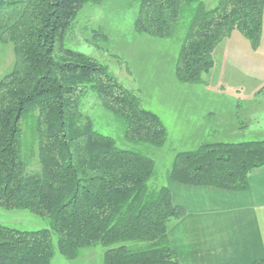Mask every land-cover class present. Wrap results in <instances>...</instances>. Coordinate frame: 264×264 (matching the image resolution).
Wrapping results in <instances>:
<instances>
[{"label":"trees","instance_id":"1","mask_svg":"<svg viewBox=\"0 0 264 264\" xmlns=\"http://www.w3.org/2000/svg\"><path fill=\"white\" fill-rule=\"evenodd\" d=\"M101 1L0 0V43H11L14 54L12 68L0 78V207L28 210L50 225L22 230L0 223V264H51L53 234L57 252L67 260L100 243L102 264H181L168 230L185 208L172 202L166 185H149L151 157L119 147L81 109L92 95L121 120L127 142L160 147L167 140L161 119L133 91L94 57L66 46L79 11ZM132 1L134 30L166 38L183 5L196 0ZM263 10L264 0L200 4L175 59L176 80L203 82L216 46L234 30L257 49ZM24 129L30 132L28 146ZM32 149L34 171L28 169ZM261 167L264 139L205 142L175 153L169 179L243 191L251 171ZM249 264H264V256Z\"/></svg>","mask_w":264,"mask_h":264},{"label":"rangeland","instance_id":"2","mask_svg":"<svg viewBox=\"0 0 264 264\" xmlns=\"http://www.w3.org/2000/svg\"><path fill=\"white\" fill-rule=\"evenodd\" d=\"M216 3L217 0L185 3L173 35L166 38L151 37L134 30L137 2L132 0H102L99 4H86L68 30L66 46L103 64L108 72L138 96L142 107L155 113L166 127L167 140L163 146L131 144L123 138L118 117L102 108L94 96L83 99V115L91 120L94 129L114 139L119 147L136 149L153 159L154 174L149 180L150 186L166 185L177 151L194 150L205 142L264 139V91L254 93L264 82L258 75L253 77L246 71L242 62L248 60L243 48L252 47L238 31L231 33L239 36L240 42L231 44L224 38L222 43H218L213 66L202 74L203 82L183 83L175 78V59L195 12L200 4L211 8ZM13 63L11 43H0V78L10 71ZM248 113L255 114L256 120L249 122ZM198 122L208 126L204 138L198 136L199 132L193 128L183 129ZM219 124H223V129L216 127ZM234 124L238 129L245 125L249 129L234 132ZM24 132L23 144L28 146L30 132L27 129ZM27 152L30 157L28 169L34 171L38 167L36 155L33 149ZM0 223L22 230L50 227L45 217L25 209L2 207ZM137 244L126 243L128 246ZM52 245L51 264H102L104 247L100 243L80 249L72 260L57 252L54 234Z\"/></svg>","mask_w":264,"mask_h":264},{"label":"crops","instance_id":"3","mask_svg":"<svg viewBox=\"0 0 264 264\" xmlns=\"http://www.w3.org/2000/svg\"><path fill=\"white\" fill-rule=\"evenodd\" d=\"M225 39L231 44L240 42L234 33ZM251 49L243 48L248 61L242 63L249 74L258 75L264 82V10L260 43ZM254 115H246L249 122L256 120ZM216 127L223 129V124ZM248 127L238 129L234 124L232 131H246ZM188 128L197 130L201 138L208 132V126L200 122L183 129ZM248 181V189L229 191L168 180L172 202L186 211L168 230L170 245L181 264H249L264 256V167L252 170Z\"/></svg>","mask_w":264,"mask_h":264}]
</instances>
